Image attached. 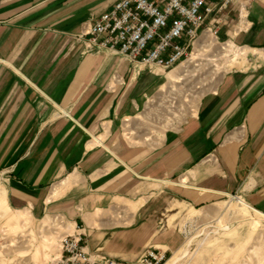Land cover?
Returning <instances> with one entry per match:
<instances>
[{"label": "crops", "instance_id": "1", "mask_svg": "<svg viewBox=\"0 0 264 264\" xmlns=\"http://www.w3.org/2000/svg\"><path fill=\"white\" fill-rule=\"evenodd\" d=\"M115 1L0 0V183L10 211L65 221L89 255L124 261L179 247L168 213L180 206L234 195L264 218V0L240 14L229 6L217 38L247 52L241 66L215 74L178 123L168 104L162 132L161 82L180 81L167 77L178 67L139 71L88 42Z\"/></svg>", "mask_w": 264, "mask_h": 264}, {"label": "rangeland", "instance_id": "2", "mask_svg": "<svg viewBox=\"0 0 264 264\" xmlns=\"http://www.w3.org/2000/svg\"><path fill=\"white\" fill-rule=\"evenodd\" d=\"M208 42L207 47L198 46L192 51L188 63L167 75L179 74L180 81L167 84L168 80H162L166 90L161 91V132L170 127L163 118L168 104L178 123L186 108L189 114L199 94L215 83V74L227 67L241 66L239 59L247 54L227 44L208 46ZM164 97L170 98L169 103ZM17 212L10 211L0 183V264H51L58 258L60 238L71 224L64 220L61 224L53 217L33 221L29 212V215ZM168 214H175L169 225L180 231L183 238L179 247L166 252L163 264H264V218L231 198H220L196 210L180 206ZM256 221L259 223L255 224Z\"/></svg>", "mask_w": 264, "mask_h": 264}, {"label": "built area", "instance_id": "3", "mask_svg": "<svg viewBox=\"0 0 264 264\" xmlns=\"http://www.w3.org/2000/svg\"><path fill=\"white\" fill-rule=\"evenodd\" d=\"M255 0H116L89 28L88 42L123 56L137 70L166 72L189 59L204 36L222 44L219 27L229 6L238 14ZM234 196V195H233ZM83 234L73 231L60 238L58 258L51 264H163L166 251L149 247L134 261L89 255Z\"/></svg>", "mask_w": 264, "mask_h": 264}, {"label": "bare ground", "instance_id": "4", "mask_svg": "<svg viewBox=\"0 0 264 264\" xmlns=\"http://www.w3.org/2000/svg\"><path fill=\"white\" fill-rule=\"evenodd\" d=\"M207 40H209V42H208V46H209L211 43H212V44H216V42H215L214 39H209V37L204 36V37H202V38L197 42V45L195 46L194 49L198 48V46H199V47H207V45H206ZM227 43H228V42H227ZM227 43H226V44H227ZM192 54H193V52H192L191 55H190L191 57H192ZM190 59H191V58H190ZM190 59L186 60L185 62H183V63H182L181 65H179L178 67L185 65L186 63H188V61H189ZM230 198H231L233 201L238 200L237 197H236V196H233V195H230ZM73 230H74V229L72 228V231H70V232H66L65 234H71V233L73 232Z\"/></svg>", "mask_w": 264, "mask_h": 264}]
</instances>
